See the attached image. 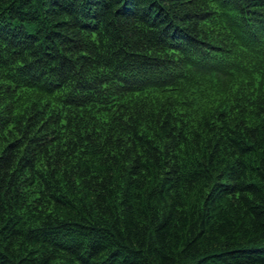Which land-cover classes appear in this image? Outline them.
<instances>
[{"label": "trees", "instance_id": "trees-1", "mask_svg": "<svg viewBox=\"0 0 264 264\" xmlns=\"http://www.w3.org/2000/svg\"><path fill=\"white\" fill-rule=\"evenodd\" d=\"M0 264H264V0H0Z\"/></svg>", "mask_w": 264, "mask_h": 264}]
</instances>
